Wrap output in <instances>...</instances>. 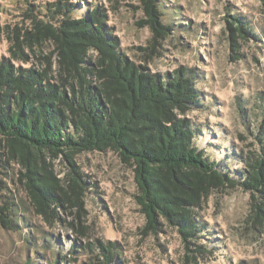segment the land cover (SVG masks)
Returning a JSON list of instances; mask_svg holds the SVG:
<instances>
[{
	"label": "rangeland",
	"instance_id": "obj_1",
	"mask_svg": "<svg viewBox=\"0 0 264 264\" xmlns=\"http://www.w3.org/2000/svg\"><path fill=\"white\" fill-rule=\"evenodd\" d=\"M61 1L0 0V55H7L6 32L49 21L43 6ZM72 1L99 5L119 51L150 72L193 69L201 107L189 115L202 128L198 144L216 163L225 162V170H249L233 155L239 150L244 157L261 154L256 134L264 127V0ZM152 5L163 15L154 16ZM237 15L250 34L235 32L231 48L228 22L240 27L231 18ZM164 24L170 29L161 27ZM73 159L86 180L84 184L77 177L82 194L69 187L67 162L49 159L63 194L53 206L58 217L47 221L27 197L28 210L18 213V227L0 222V264H25L37 257L36 264H46L45 259L52 262L58 252L65 264H105L100 246H113L124 264H264L260 186H211L191 207L205 228L202 237L187 239L163 214L156 215L157 223L148 222L133 167L116 152L86 151ZM73 240L81 248L72 247ZM196 243L206 244L202 254L195 251Z\"/></svg>",
	"mask_w": 264,
	"mask_h": 264
},
{
	"label": "trees",
	"instance_id": "obj_2",
	"mask_svg": "<svg viewBox=\"0 0 264 264\" xmlns=\"http://www.w3.org/2000/svg\"><path fill=\"white\" fill-rule=\"evenodd\" d=\"M49 6L43 9L51 22L6 32L7 55H0V222L5 227H18L27 197L47 221L58 217L53 206L63 194L49 159L67 162L69 187L81 195L77 177L86 180L73 158L86 151H114L129 162L148 222L157 223L156 215L163 214L185 238L202 237L205 228L191 207L211 186L236 182L264 191L263 126L256 134L260 155L244 157L240 150L233 155L249 170H225V162L216 163L198 144L202 128L189 115L201 107L193 69L160 74L129 59L108 32L99 5L62 0ZM152 13L163 15L153 5ZM231 18L241 25L228 22L232 48L235 32L250 31L238 15ZM195 245L202 254L206 244ZM72 247L81 245L73 240ZM99 249L105 264H124L113 246ZM45 260L65 264L60 252L52 262Z\"/></svg>",
	"mask_w": 264,
	"mask_h": 264
}]
</instances>
